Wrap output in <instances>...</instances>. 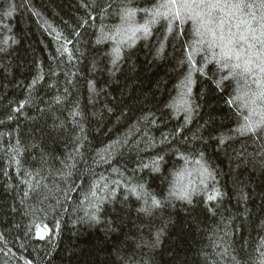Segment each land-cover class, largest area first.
<instances>
[{"label": "trees", "instance_id": "obj_1", "mask_svg": "<svg viewBox=\"0 0 264 264\" xmlns=\"http://www.w3.org/2000/svg\"><path fill=\"white\" fill-rule=\"evenodd\" d=\"M121 6L122 0H0V45L9 38L0 52V264H235L231 255L258 264L264 169L252 157L264 139L233 135L225 146L215 139L242 122L227 103L235 82L217 88L215 64L205 68L207 77L194 72V111L185 124V113L167 105L188 73L181 62L191 23L166 41L167 21L150 25V36L122 46L113 74L107 53L115 44L97 40L121 24ZM149 19L143 12L136 17L140 24ZM195 60L204 64L203 55ZM38 74L43 79L33 86ZM73 110L80 115L73 118ZM149 113L156 126L142 122ZM15 148L19 165L10 158ZM198 159L224 193L218 207L206 205L204 192L191 205L169 196L174 185L199 183ZM141 183L162 202L151 215L137 211L142 201L135 197L124 201L127 189ZM35 224L47 227L42 239ZM214 241L221 247L214 250ZM224 245L231 255L221 258Z\"/></svg>", "mask_w": 264, "mask_h": 264}, {"label": "snow or ice", "instance_id": "obj_2", "mask_svg": "<svg viewBox=\"0 0 264 264\" xmlns=\"http://www.w3.org/2000/svg\"><path fill=\"white\" fill-rule=\"evenodd\" d=\"M100 7L102 12H106L108 8L112 7V4H108L107 8L103 5H100ZM140 12L150 17L147 23L140 24L137 22L136 17ZM117 15L121 24L115 30L102 31L97 40V43L111 40L115 44L111 52L107 53L111 58L113 74L115 70H118L119 62L122 59V46L139 38V34H143L144 38L150 36V25L161 20L167 21V32L164 36L166 41L168 34H171L174 28L178 30V37L183 36L184 25L190 22L193 39L185 43L186 60L181 62L182 64L186 62L189 65L188 73L177 86L178 97L167 107L176 113H185V124L190 122L191 114L194 111L189 99L194 83L193 73L199 72L207 77L208 73L205 68L208 64H215L217 71L220 73V78L214 81L217 88H220L225 81L235 82V95L227 103L229 106L236 108L237 114L242 117V122L236 129L232 130L231 134H221L215 139L218 140L220 146H225L228 141L233 139V135L241 137L250 135L264 139V0H158L151 8L135 7L133 6V0H126V2L122 0V6ZM49 27L51 26L49 25ZM57 38H59V33H57ZM8 41L9 38L7 37L3 40L2 45H0V52L7 51ZM12 43H15V40H12ZM163 48L164 44L161 42L160 48L157 50L158 55L163 52ZM63 52H68L66 46L63 48ZM197 55H203V65H198L195 60ZM69 59H71V56H69ZM42 79L43 76L38 74L33 80V86ZM89 88L94 91L91 81L89 82ZM59 102L60 99L57 97V103ZM23 107L24 104H21L20 108ZM79 115L80 113L76 110L71 112L73 118ZM142 122L153 126L157 124L152 113L144 116ZM167 139V136H165L161 142L163 143ZM127 142L125 140L123 143L127 144ZM13 151L14 154L10 158L19 165L20 161L17 156L20 149L15 148ZM243 155L244 153H237V158ZM257 156L260 158L258 161ZM162 159L163 157H159L151 162L153 171H159V164ZM252 159L264 169V144L260 145V151ZM42 161L47 163L44 158H42ZM196 164L201 165V160H196ZM65 167L71 168L72 165L66 163ZM143 167L149 168V165L144 164ZM199 174L200 181L198 184L184 185L180 183L174 185L169 192V196L191 205L193 197L204 192L206 194V205L209 202H215L218 207L224 193L216 187V176L212 170L204 165H201ZM24 175L31 176L32 173L25 172ZM209 181H211V184H209ZM209 188L211 189L210 193ZM127 193L128 195L125 196L124 201H127L129 196L135 197L137 201H142V206L137 211L145 215H151L154 209L162 206V202L154 194L148 192L142 183L129 187ZM27 195L28 192H25V196ZM93 195H95V192H93ZM114 199L113 193L109 200ZM242 199L246 200L247 197L242 194ZM124 201H121V203H124ZM93 207L97 212L100 210L98 204ZM209 211L215 214L214 209L209 208ZM90 218L93 221L97 219L95 213ZM35 227L37 235L42 239L47 232V227L41 224H35ZM225 235H228V233L225 232ZM158 238L159 234H157ZM213 243L214 250L221 247L215 241ZM229 248L230 245H224V250L218 255L221 258L230 256ZM256 250L260 253L258 264H264V239L259 242ZM242 251L243 245L241 246ZM231 260L235 264H241V261L235 255H231Z\"/></svg>", "mask_w": 264, "mask_h": 264}]
</instances>
